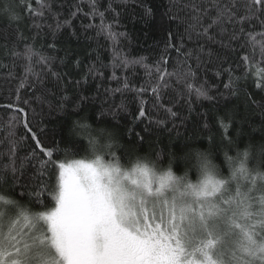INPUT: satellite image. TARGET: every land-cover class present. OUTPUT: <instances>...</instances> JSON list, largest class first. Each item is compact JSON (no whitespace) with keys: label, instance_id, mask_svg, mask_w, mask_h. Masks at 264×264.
Instances as JSON below:
<instances>
[{"label":"snow or ice","instance_id":"1","mask_svg":"<svg viewBox=\"0 0 264 264\" xmlns=\"http://www.w3.org/2000/svg\"><path fill=\"white\" fill-rule=\"evenodd\" d=\"M36 5L33 7L31 0H0V20L7 21V28L17 25L12 34L6 28L0 35L5 40V54L13 57L14 64L21 62L19 88H24L30 78L43 84L48 73L57 81L61 79L50 69L52 57L19 31L23 10L32 17L30 28L37 30L33 40L45 28L53 36L62 28H72L73 20L81 14L90 20L99 18V24L83 28L85 32L94 28L97 36L110 43L113 72L107 79L117 86L97 84L93 97L78 93L77 108L99 98L103 87L102 105L115 116L127 111V103L122 100L109 105V99L132 91L139 101L134 120L143 122L147 118L150 124L166 126L169 118L178 116L164 103L166 95L169 104L184 100L189 112L192 97L213 99L206 82L197 83L198 73L206 72L209 65L216 76L227 74L224 88L232 97H238L241 83L246 86L250 79L258 92H264V0H169L170 19L184 31L178 37L169 32L164 54L155 65L147 64L146 57H130L120 49V37L126 34L115 32L106 21V13L116 11L112 0L103 11L101 0H87V11L81 3H74L63 19L52 0H36ZM59 7L63 9L64 4ZM144 11L152 15L151 8ZM47 47L54 49L55 44ZM171 49L177 54L176 63L168 71L167 53ZM230 55L238 58L236 67ZM37 65L41 72L36 70ZM108 66L102 62L88 66L83 83L88 82V76L105 79L101 68ZM137 66L149 79L133 87L127 73ZM118 68L124 71L123 77L117 76ZM237 70L240 75L235 74ZM82 81H76V85L79 87ZM173 81L179 87H174ZM149 93L147 102L157 113H163L162 118L148 115L141 97ZM49 96L55 97V93L46 89L36 99L61 111L69 102L63 95L54 106ZM244 96L246 108H251L244 122L253 132L261 133V142L253 143L250 135L240 149L230 133L235 114L225 113L217 117L221 145L216 154H222V164L214 161L212 148L201 150L186 144V151L179 157L185 165L180 175L173 169L175 153H169L166 167L158 166L163 160L161 153L156 154V160L137 156L123 163L115 151L119 147L115 130L107 126L92 128L81 120L72 122L67 143L72 148L74 137L85 136L90 158L69 161V148L63 150V159L58 158L59 146L47 148L33 131L26 110L18 108L17 112L24 114L22 120L12 116L0 123L4 132L0 145H8L0 150V185L8 186L0 191V264H264V96L257 100L246 88ZM257 117L258 129L254 127ZM21 123L34 142L23 157L19 156V146L27 136H17ZM203 127L209 128L206 119ZM127 131L143 141L133 127ZM144 131H148L147 126ZM25 196L28 201L22 204Z\"/></svg>","mask_w":264,"mask_h":264},{"label":"trees","instance_id":"2","mask_svg":"<svg viewBox=\"0 0 264 264\" xmlns=\"http://www.w3.org/2000/svg\"><path fill=\"white\" fill-rule=\"evenodd\" d=\"M12 2V0H8ZM18 2V0H17ZM115 12L106 13V21L113 25V29L117 33H125V36L120 37V49L128 54L130 57H146V63L155 65L165 48V43L168 39L169 32L179 36L183 33L184 28L178 22H173L170 19L168 12L169 0H127V3H121V0H112ZM33 7H37L36 0H31ZM55 10L61 11V19H63L70 7L74 3H81L85 11L87 8V0H52ZM63 3V9H60V4ZM103 7H107L109 0H101ZM142 5V6H141ZM151 8L152 15H145L144 8ZM22 11L24 18L18 23V29L25 37H29L30 43H34L37 48L52 57L50 69L60 75V81H57L47 69H43L48 73L43 79V84L33 81L31 78L29 83L24 88H19L20 79L23 75V68L20 66L21 62L13 63V57L5 54L4 45L5 40L0 35V123L6 122L12 116H19L21 120L24 117L23 113L17 112L18 108H24L27 112V119L32 125L33 131L37 133L41 142L51 149L59 148L61 151L57 153L58 158H64V149L69 148L68 129L75 120H81L83 123L91 125L92 128L109 127L117 133L119 147L115 150L122 162L127 164L130 160L137 156H148L152 160H156V154L161 153L163 156L162 164L158 166L166 167L169 162V153H175L177 160L173 164V169L180 175L183 173L185 165L179 159L186 151L184 147L186 144L191 148H198L201 150L212 148L214 150V161L217 164H222V154H216V150L221 145V132L217 124V117L223 116L225 113H234L235 120L233 126L230 128L231 136L238 141L240 149H243L245 144L249 141V136L252 137L253 143L261 142V133L249 127L248 123L244 122L246 114L251 112V108H246L244 89L254 94V98L259 100L264 96V92H258L252 83L251 79L245 86L241 83L242 91L238 97H232L231 94L225 90L224 84L228 82L227 74L216 76L211 65L205 72L201 70L198 73L197 83H205L208 88L209 95L213 97L212 100L200 99L196 100L192 97V110L189 112L188 104L184 100L178 103L169 104L168 96L164 98L166 105L172 106L173 110L178 113L176 118H169L166 126L149 123V119L143 118V122L134 120V115L138 112L139 101L135 98V93L132 91L125 92L123 96L117 93L113 98H110L108 104H119L122 100L127 103L126 112H118L113 116L107 110V106L102 105L103 87L117 86L115 81H109L108 76L112 75L113 69L110 66L111 51L110 43L102 36H97L94 28H90L85 32L83 25L100 23L97 17L90 20L82 14L73 20L72 28H62L55 36L45 28L40 36L36 39H31L36 36L37 30L30 28L32 17L28 16L26 11ZM119 13L117 15L116 13ZM49 18V23H51ZM17 25L14 24L12 28H7V21L0 20V34H3L7 28L9 34H12L13 29ZM75 32V35L72 33ZM93 37V39H88ZM48 44H55L54 49H49ZM9 49L11 42H8ZM43 46V47H41ZM23 45H21V48ZM170 57L168 71H172L176 63V52L174 49L167 53ZM99 57V60L97 59ZM257 54V59H258ZM238 58L230 55L229 60L232 66L236 67L235 61ZM79 61V65H77ZM109 65L101 68L105 79H94L88 76V82L85 84L82 77L88 71V66L92 64ZM224 67H228L225 64ZM38 72L42 71L40 65L36 66ZM117 76L123 77L124 71L116 69ZM11 73V75H9ZM135 73V74H134ZM128 77L133 87H139L144 84L149 78L145 75L143 68L137 66L133 70L128 71ZM236 75H240V70H237ZM76 81H82L79 87ZM35 84V87H33ZM97 84H102L100 89V97L95 100H88L83 102L79 108L76 107L75 100L77 94H83L93 97L97 93ZM174 84V81H173ZM174 87H179L174 84ZM19 88V91H17ZM48 90L50 93H55V97L49 96L55 106L60 96L67 95L69 102H66L64 110H58L56 107L49 108L47 104L41 105L37 101L36 96L41 95L42 92ZM223 93V96H221ZM149 94L141 97L144 100L145 107L148 109V115L153 118H162L163 113H157L149 100ZM169 95L175 96L174 93ZM29 101L25 104L24 101ZM11 105L12 107H8ZM104 112L101 117L100 113ZM207 120L209 128L205 129L203 124ZM133 127L136 132H139L143 137L141 142L138 137L128 134V128ZM148 131L145 132V127ZM259 128V118H255V125ZM4 132L0 131V137H3ZM27 136V139L19 146V156L23 157L32 147L34 142L31 140V134L26 133L21 123L17 128V136ZM211 140V143H210ZM8 145H0V150H4ZM88 142L85 136L74 137L73 147L69 148L67 159H82L90 158V153L87 151ZM235 146L232 153L235 154ZM256 161H253L255 164ZM227 173V169H223ZM32 171L28 168V173ZM7 185H0V191H3ZM17 193L20 189L17 188ZM28 197L21 199L22 204H26Z\"/></svg>","mask_w":264,"mask_h":264}]
</instances>
